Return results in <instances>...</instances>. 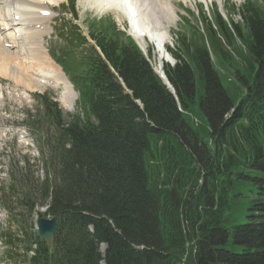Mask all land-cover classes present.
Here are the masks:
<instances>
[{"label": "trees", "instance_id": "obj_1", "mask_svg": "<svg viewBox=\"0 0 264 264\" xmlns=\"http://www.w3.org/2000/svg\"><path fill=\"white\" fill-rule=\"evenodd\" d=\"M227 9L237 23L214 6L210 17L200 10L202 28L185 20L174 33L176 62L164 74L177 101L112 18L87 20L93 44L68 23L52 56L77 110L63 113L53 93L36 96L42 108L27 123L52 130H32L42 178L20 185L16 203L2 197L23 236L9 245L35 247L27 264H264V0ZM196 102L205 132L194 128ZM36 205L60 217L51 250L26 233L19 211Z\"/></svg>", "mask_w": 264, "mask_h": 264}, {"label": "rangeland", "instance_id": "obj_2", "mask_svg": "<svg viewBox=\"0 0 264 264\" xmlns=\"http://www.w3.org/2000/svg\"><path fill=\"white\" fill-rule=\"evenodd\" d=\"M26 1H32L33 3H35L38 2L39 0L37 1L26 0ZM47 1L49 2V0H44L43 3L46 4L48 3ZM84 1L76 0V11L79 16L78 25H80L82 29H84L83 24L86 25V22L82 23V20L85 18V14L87 15L86 16L87 20L88 19L92 20L95 17L99 18L101 16H106L111 18L113 17L114 19L117 18L118 26L122 27L123 25H125V29H126L127 19L125 20V17L123 16L122 13L115 12L113 10L101 11L92 2L87 1L88 2L87 3L86 1L85 2ZM164 1L167 4H172V6L174 7V12L176 14V20L174 23L169 24L168 22L165 21L164 18H162L164 12L161 9H162V5L164 4ZM206 1L207 3L206 2L204 3L202 0H130L129 5L131 8H133V6L136 5V7L139 9V13L145 9V13L148 19H150L152 23L159 24V26H161L162 29L165 28L169 33L170 38L168 37V39L165 40L166 51L164 54L165 56L167 55L169 58H171L172 62L167 61L166 60L167 57H165L163 61L164 66L167 64L169 66H172L176 62L175 59L169 54V50L174 48V40H173L174 33L181 32L185 20H188L190 24H195L199 28H202L203 26H202L200 10L204 9L208 17H210L209 13L211 12V8H213L215 5L218 10V13L224 20L229 19V21L233 20L235 23H237L239 17L232 14L230 15V12H228L227 8L232 5L238 7L242 5L245 0H206ZM255 1H260V0H255ZM64 2L65 0H55V2H53L54 4L49 2L50 3L49 5L48 4L45 5L46 9L51 10L52 12L51 15L53 14L50 17L51 21L49 22V25L51 26L49 30L50 35L44 38V36L47 35L44 34L40 43L42 48L39 49L40 50L39 52L38 50L35 51L38 52L37 53L38 55L36 56L35 54L34 56L30 57L31 58L30 61H33V64L35 63V65H33L32 62L29 63L28 60L24 59V57L26 58V56H23L22 52L17 54V51L13 50V52H15L17 55L16 63H14V59H12L11 57H10L11 59L8 60L11 61V65H9L10 69L13 72H16L15 74L19 73L18 75H16V79L18 81L16 85L15 82L12 80L13 78L6 77L7 69L5 68V66H0V196L1 197L10 196L11 204L16 203V200L19 198L20 185L25 187H27L28 185L34 187L33 181H35V179L37 178L38 179L42 178L41 169L38 168V164L36 163L38 161L39 158L38 153H40V151L35 141L33 140L34 137L32 135V130H34L35 132L36 129H32V127L29 126L27 122L25 123L26 125L24 124L26 128L23 127L22 121H25L27 119V115L29 114L34 115V117L37 116L42 108L41 105L38 103V101L35 99L34 97L35 94H44L47 92L50 93L58 92L59 94L62 93L60 87L56 86L50 79L45 78L44 74L40 73L38 69L42 67L41 70H43L45 69L46 66V64L43 65L44 62L43 58L45 54L44 56L41 55L42 52L45 51L44 53L48 55L47 53L48 50H52L53 47H55V49H58L57 43L54 44L56 39L54 38L55 35L53 34L52 27L55 25V21L59 15V11L61 10L60 5ZM0 3H1L0 5L1 10H3L5 14L10 16L11 15L10 3H12V0H4V1L0 0ZM197 14L199 15V18L196 16ZM210 23L212 24L211 21ZM127 29L129 30V28ZM19 39L15 41L16 43L19 44L16 43L14 44L16 46V49L17 48L20 49L21 46L24 47V42L22 37L21 38L19 37ZM35 42L36 44H38L36 40ZM166 42L168 43L166 44ZM7 44H10V42ZM0 45L2 46L3 42H1ZM61 47L63 48V43ZM235 47L243 55H246L242 45H240L238 42H236ZM223 48L226 47L223 46ZM211 49L213 51L214 57L217 58V53L215 52L214 48L212 47ZM147 50H149L147 51V54L148 53L150 54V58H149L150 66L154 70V68H157V62L154 58V54L156 53L155 48L152 44H148ZM228 52L232 54L233 58L237 61L239 68H243L242 60L240 56L237 55L235 50L229 48ZM214 57H212L211 60L214 66L216 67V69L221 73L220 77H221L222 85L225 86L226 88L233 87L234 86L233 83L235 81H233L231 84L226 81V79L233 78L232 77L233 74L231 70L229 72L224 70L222 66L219 64L220 60H217ZM38 58H41V60L40 59L38 60ZM8 63L9 62L7 61V64ZM40 64L42 65L40 66ZM31 75H33V80L35 81L30 80V78H32ZM25 80H29V83H26ZM42 82L45 83L46 85L43 84ZM27 84L29 88H27ZM59 105L63 113H69V114L75 113L76 109H74L72 112L68 110V107H66L65 109L64 104L61 102V98L59 99ZM191 114L198 121L197 125L194 127L195 130L199 132L201 131L205 132L207 122L202 112H200L197 102ZM51 131L50 129L45 128L42 133L36 131V134L41 137H42L41 134H43V136L46 135L47 137H49L50 135H52ZM21 175H24L28 179L27 182L28 184L23 185L22 182L24 179L21 177ZM10 185L12 186L15 185V188L13 190L14 194H10V191L7 190ZM44 211L45 208L40 207L39 205H36L34 210L31 212L22 211V214L25 216V220H26L25 227L27 234L35 235V231H36L35 223L37 221V218L39 217L38 213H41L44 218H49V216L44 215L45 214ZM11 226L12 225H9L6 212L0 204V231L1 229H3V231L9 230ZM20 240H23L22 236L20 237ZM18 244L19 246L17 250L11 248V252L13 253L12 256L14 257V260L12 261L8 259L9 257L8 254L7 256L4 255L3 252L4 247L3 245H0V261H2L4 264H25L24 263L25 254H23L25 246L22 245L24 243H18ZM102 250H103V246H100L99 252L102 253Z\"/></svg>", "mask_w": 264, "mask_h": 264}, {"label": "bare ground", "instance_id": "obj_3", "mask_svg": "<svg viewBox=\"0 0 264 264\" xmlns=\"http://www.w3.org/2000/svg\"><path fill=\"white\" fill-rule=\"evenodd\" d=\"M39 1L33 3L32 1H26V0H12V3H10L12 10V17L16 16L18 17V20L15 21L10 20L12 22L10 24L8 23L9 19L7 18L5 13H3V10H1L0 8V43L3 42V45L2 46L0 45V66H5V68L7 69L6 77L13 78L12 80L15 82V85L16 83H18L16 79V75H18L19 73L15 74L16 72H13L10 69L9 65H11V61L8 60L12 58L14 59V63H16L17 55L15 52H13V50L17 51V54L22 52L23 53L22 55L26 56V58L24 57V59L28 60L29 63L32 62L33 64V61H30L31 59L30 57L34 56L35 54L36 56L38 55L37 53L40 51L39 49L42 48L40 45L41 39L44 36V34H48L47 27L44 26V23H46L48 19L40 15L41 11L46 10L43 8L44 0H39ZM85 1L92 2L101 11L113 10L115 12L122 13L125 19H127L128 21L129 34L131 35L133 40L138 44L141 50L145 53L146 57L148 56L147 51H149L147 50L148 44H152L154 46L156 52L154 54V58L157 62V68H154V71L160 76H162L163 74V79L164 81H166L163 61L165 57H167L166 60L169 62H172V59L169 58L167 55L165 56L164 54L166 51L165 40L168 39L169 37V33L165 28L162 29L161 26H159V24L152 23L150 19H148L145 13V9L139 13V9L136 7V5H134L133 8H131L129 5L130 0H85ZM202 1L204 3L205 2L207 3L206 0H202ZM49 2L53 3L55 2V0H49ZM49 2L46 4L49 5L50 4ZM161 10H163L164 12L162 18H164L166 22H168L169 24L175 22L176 14L174 12V7L172 6V4H167L164 1ZM19 37L20 38L22 37L24 42V47L19 45L21 46V48L16 49V46L14 44L16 43L15 41L19 39ZM35 40L38 42V44H36ZM9 42L10 44H7ZM167 43L168 42H166V44ZM37 50L38 52H35ZM44 52H42L41 55L44 56L45 54L43 58L44 60L43 65L46 64V66L45 69L41 70L42 68L41 67L38 70L40 73L44 74L45 78L50 79L56 86L60 87V89L62 90L60 96L61 102L64 104L65 109L66 107H68V110L72 112L75 109V102L77 98L73 86L69 83V81L63 74L60 67L57 66L55 63H53ZM39 59L41 60V58H38V60ZM7 61L10 64L9 63L7 64ZM33 65H35V63ZM41 65L42 64H40V66ZM31 77L32 78H30V80L35 81L33 80V75H31ZM25 81L26 83H29V80H25ZM27 88H29L28 84H27Z\"/></svg>", "mask_w": 264, "mask_h": 264}, {"label": "water", "instance_id": "obj_4", "mask_svg": "<svg viewBox=\"0 0 264 264\" xmlns=\"http://www.w3.org/2000/svg\"><path fill=\"white\" fill-rule=\"evenodd\" d=\"M139 49L142 52V54L144 55V52L141 50L140 47H139ZM144 57H145V55H144ZM159 77L161 78L163 84L166 86V88L169 90V92L174 94L173 89L169 85L167 79H166V81H164L163 76H159ZM58 224H59V217H55V216L51 217V218H39L36 221L35 228H36L37 234L44 241V243L46 244V246L49 249L52 247L54 233L58 227Z\"/></svg>", "mask_w": 264, "mask_h": 264}]
</instances>
